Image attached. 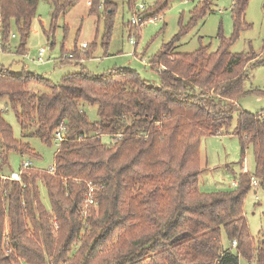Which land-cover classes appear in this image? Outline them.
<instances>
[{
    "label": "trees",
    "instance_id": "1",
    "mask_svg": "<svg viewBox=\"0 0 264 264\" xmlns=\"http://www.w3.org/2000/svg\"><path fill=\"white\" fill-rule=\"evenodd\" d=\"M39 1L0 0L1 50L15 23L21 33L17 52L26 54ZM77 1L52 0L53 25ZM171 1L157 0L153 13L133 26L163 16ZM249 1H234V35L220 34L216 51L201 46L177 53L179 35L165 45L151 62L159 85L128 69L94 75L83 67L54 83L0 66V98H8L23 136L51 144L58 130L66 131L54 173L31 166L20 182L0 177V264H23L21 259L26 264H240V257L264 264V232L256 242L245 214L252 177L264 187V111L252 113L239 105L242 97L260 91L246 82L264 60L252 52H231L249 26L244 22ZM136 2L128 0L129 7ZM90 4L92 13L103 8L107 37L117 4ZM211 11V1H204L192 12L190 25ZM76 53L79 49L68 60H80ZM86 105L97 106L98 120L89 119ZM229 133L239 137L243 153L253 148L256 173H242L235 189L204 193L199 187L202 139ZM0 143L3 164L7 151L35 155L15 138L1 110ZM90 184L96 204L87 206ZM223 233L229 248L222 244Z\"/></svg>",
    "mask_w": 264,
    "mask_h": 264
},
{
    "label": "rangeland",
    "instance_id": "2",
    "mask_svg": "<svg viewBox=\"0 0 264 264\" xmlns=\"http://www.w3.org/2000/svg\"><path fill=\"white\" fill-rule=\"evenodd\" d=\"M91 1L78 0L65 14H60L53 25L55 8L52 0H40L37 16L32 22L27 39L26 54L23 56L17 52L21 43V33L17 25L12 23L6 49H0V66L10 68L14 72L30 71L44 75L54 83L61 82L71 73L81 71L83 67L94 75L105 74L115 69H128L137 72L151 84L159 85V71L151 62L165 45L174 41L176 36L179 35L175 49L177 53H192L201 46H210V51L213 52L221 44L220 34L231 39L235 32L233 21L235 0H210L212 11L191 25L192 12L200 8L206 0H173L163 16L147 19L149 21L139 28L130 23L136 6L146 5V13L142 15L144 17L153 13L157 0H137L132 8L129 7L128 0H113L117 8L111 32L106 37L103 8L97 13H92ZM244 22L249 26L243 27L240 31L231 52H252L264 60V0L249 1ZM183 29L185 31H182ZM1 35L0 27V37ZM131 39L134 42H131ZM84 42L88 47L81 48ZM41 48L46 50L43 61L38 60ZM77 49L79 53H76V58L81 59L68 60V55ZM87 51L90 52L88 56ZM246 87L258 88L260 91L242 97L239 102L240 108L252 113L263 112L264 63L251 70ZM32 89L36 90L35 87ZM8 102L7 97L0 98V110L3 111L4 119L12 126L15 138L28 143L35 155H23L16 150L7 151V162L3 164L4 147L0 143V174L9 176L12 172H19L25 161H31L32 168L37 170H49L56 162L59 148L56 140L48 144L33 135L23 136L22 127ZM85 111L91 121L98 120L96 105H86ZM236 122L235 114L230 131H233ZM200 166L199 187L204 193L235 189L236 187L231 184L235 180L239 181L242 173L249 172L252 175L256 173L253 148L250 146L243 153L239 137L231 133L208 135L202 139ZM39 188L42 202L51 213L47 189L41 183ZM245 214L250 232L257 242L264 232L263 186L252 187L248 191L245 198ZM7 225L8 222L4 234H8ZM222 244L224 248L231 247L225 233L222 234ZM42 246L45 248L44 243ZM21 261L26 264L25 260ZM240 264L252 263L240 257Z\"/></svg>",
    "mask_w": 264,
    "mask_h": 264
},
{
    "label": "built area",
    "instance_id": "3",
    "mask_svg": "<svg viewBox=\"0 0 264 264\" xmlns=\"http://www.w3.org/2000/svg\"><path fill=\"white\" fill-rule=\"evenodd\" d=\"M146 10V5L144 4H139L138 6H136L134 12H133V16H132V20H131V24L132 25H138L141 21V18L143 17V13L145 12ZM131 42H134L132 39L130 40ZM1 37H0V49H1ZM88 46L87 43H83L81 45L82 48H86ZM46 50L44 48H41L39 50V57H38V60L39 61H43L44 60V54H45ZM68 57H73V53L69 54ZM146 63V62H145ZM147 64V63H146ZM121 136V135H119ZM66 138V131L65 130H58L56 133H55V140L58 144V147L61 145V143L63 142V140ZM32 166V162L31 161H25L23 162V165L20 169L19 172H12L9 176L7 175H2L0 174V177H2L3 179H9L11 181H22V175L25 173V170H27L28 168H30ZM49 171L51 173H54L55 172V166H52ZM233 187H236L238 185V181L235 180L232 182L231 184ZM252 187H255L257 188L258 186H260V181L259 179H257L256 177H252V183H251ZM94 186L92 184L89 185V193H88V199H87V206L90 205V204H96V201L94 200L93 196H92V193L94 191ZM86 213V210L84 211ZM54 224H55V227L56 229L58 228V225H57V220L54 219ZM234 245L237 244L236 241L233 242Z\"/></svg>",
    "mask_w": 264,
    "mask_h": 264
},
{
    "label": "crops",
    "instance_id": "4",
    "mask_svg": "<svg viewBox=\"0 0 264 264\" xmlns=\"http://www.w3.org/2000/svg\"><path fill=\"white\" fill-rule=\"evenodd\" d=\"M85 43V42H84ZM32 87H35L37 91L42 90L43 88L39 85H33ZM261 186V185H260Z\"/></svg>",
    "mask_w": 264,
    "mask_h": 264
}]
</instances>
